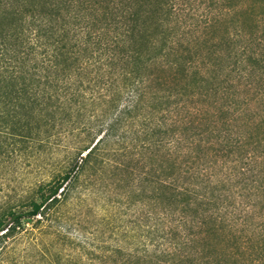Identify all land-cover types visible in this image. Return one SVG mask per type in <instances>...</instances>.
I'll list each match as a JSON object with an SVG mask.
<instances>
[{"label": "trees", "instance_id": "16d2710c", "mask_svg": "<svg viewBox=\"0 0 264 264\" xmlns=\"http://www.w3.org/2000/svg\"><path fill=\"white\" fill-rule=\"evenodd\" d=\"M242 1L0 0V179L47 144H76L48 180L0 202V264L9 238L32 219L57 222L79 176L91 184L113 157L130 184L140 179L126 205L145 201L162 218L132 230L157 233L151 252L116 238L97 246L99 264H264V115L247 113L264 88L239 90L264 71V3ZM223 25L212 61L200 36Z\"/></svg>", "mask_w": 264, "mask_h": 264}, {"label": "rangeland", "instance_id": "374dc122", "mask_svg": "<svg viewBox=\"0 0 264 264\" xmlns=\"http://www.w3.org/2000/svg\"><path fill=\"white\" fill-rule=\"evenodd\" d=\"M253 2L261 4L264 3V0H243L238 8L239 10L245 9L247 5H251ZM204 5L205 3H201L195 12L205 14L207 10ZM215 12L218 14L220 12L219 8ZM207 14L209 15V13ZM207 14L204 17L208 16ZM249 19L250 17L246 12L240 11L238 14V26H242L245 30H248V27L251 25ZM224 28L223 25L222 28H217V30L211 29L207 34L205 31L201 34L203 36H200V38L204 37L207 39L208 47L204 52L206 53L205 56L209 59L211 58L212 61L217 60L222 55L223 46L220 38L225 32ZM200 31L202 30L196 32V34L200 33ZM259 36L264 39L263 30ZM241 40H244L243 37ZM215 56H217L216 59H214ZM263 72L254 70L251 73L250 79L247 78L246 83L242 82L240 84L239 90L242 98L250 97L253 91L264 88ZM249 107L248 114L249 112H259L261 115H264V103L259 106L253 102L249 104ZM260 114L252 121L254 125L250 128L256 127L257 122L261 121V118H259ZM102 128H105V126ZM102 134L103 132L97 137H100ZM68 141V139H62L60 144H47L49 147L48 151H39L34 156H29L27 159L22 160L16 168H12L14 170L6 175L7 178L4 176L0 179V202L9 201V203L13 204L15 198L24 194L25 190L30 188L34 182L48 180L53 170H58V166L66 164L69 160V150L72 149V146L76 145L67 144ZM81 145L86 146V144ZM111 146L113 147L112 144H109L108 150H110ZM117 154H119L118 161H122V158H124L120 156L122 151L120 152L119 150ZM106 158L108 159V157ZM106 158L105 162L109 164L110 161ZM115 160L116 157H113L111 161L112 166L109 167L111 169H108V166L105 165L101 174H98L91 184L88 180L93 179L92 176L86 178L84 175L87 173L81 175V177L79 176L74 190L68 193L67 197L60 204L59 209L62 216L57 222L55 221L56 213H51L49 218L47 217L41 223L34 224L35 219H32L25 225V230L13 238H9L6 243L8 258L2 264H46V262H42L41 260L42 253L46 255L47 260L50 259L53 262L59 257L58 259L61 264L75 258H80L84 264H99L98 259L95 258L100 252L98 249L96 250L97 246H102L103 242L116 244V238H118V242L122 245L123 250L134 248L128 244L131 238L133 246H137L136 243H139L144 248L147 246V249L151 252L154 249L156 239L153 236L157 233L154 232L153 236H146L132 230H134V226L137 224H149L150 222L154 228L155 224L159 222L158 217H161V215L155 214L152 208L150 209L145 204V201L137 202L131 206L126 205V191L129 190L130 186L136 187V182H140V179L130 184L129 178L126 180V174L120 172L119 169H122L120 166L118 169H114ZM125 160L128 162V158H125ZM104 171L106 172L105 174L103 173ZM127 183L130 185L126 186ZM148 210L151 211V215L146 216ZM146 217H149V220H146ZM54 230L60 232L61 235L65 234L66 238H68L66 240L69 241L61 244L57 237H55ZM132 235L135 236L132 238ZM87 252L92 253L89 255L86 254ZM90 256L94 258L91 262L89 261Z\"/></svg>", "mask_w": 264, "mask_h": 264}]
</instances>
